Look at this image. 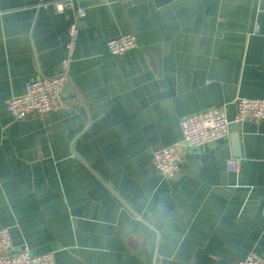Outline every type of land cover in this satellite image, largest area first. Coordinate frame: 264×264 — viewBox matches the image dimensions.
Returning a JSON list of instances; mask_svg holds the SVG:
<instances>
[{"label": "crops", "instance_id": "1", "mask_svg": "<svg viewBox=\"0 0 264 264\" xmlns=\"http://www.w3.org/2000/svg\"><path fill=\"white\" fill-rule=\"evenodd\" d=\"M54 1L0 0V228L12 250L55 264L264 258V120L237 123V147L229 132L186 147L180 126L213 108L234 123L235 98H264V0H75L64 12ZM74 22L64 107L12 119L8 100L58 73ZM124 34L135 47L111 54ZM170 145L172 180L152 163Z\"/></svg>", "mask_w": 264, "mask_h": 264}, {"label": "built area", "instance_id": "2", "mask_svg": "<svg viewBox=\"0 0 264 264\" xmlns=\"http://www.w3.org/2000/svg\"><path fill=\"white\" fill-rule=\"evenodd\" d=\"M132 3L134 0H123ZM75 0H57L52 4L58 12L74 7ZM46 7V4H41ZM76 17L85 16L84 7H76ZM77 25L72 23L68 30V42L65 55L59 64V71L55 76H41L26 84L25 92L8 100L6 111L14 120H21L29 116H41L57 113L64 107V91L71 84L69 68L72 62ZM136 39L131 34H124L111 39L106 46L114 55H121L133 49ZM234 116L232 122L244 121L260 122L264 120V98L237 97L232 102ZM231 121L227 119L224 109L213 108L189 116L180 123L182 144L195 148L220 140L228 135ZM181 157L177 145L160 147L152 152L154 169L165 179L176 178L180 171ZM239 162L230 158L226 163L228 172H237ZM0 264H55L53 252L32 254L28 246L23 245L17 251L12 250L10 233L7 228H0ZM235 264H264V258L250 253L242 261Z\"/></svg>", "mask_w": 264, "mask_h": 264}, {"label": "water", "instance_id": "3", "mask_svg": "<svg viewBox=\"0 0 264 264\" xmlns=\"http://www.w3.org/2000/svg\"><path fill=\"white\" fill-rule=\"evenodd\" d=\"M170 0H154L156 5H162ZM82 20L83 18H79ZM229 133L232 140V143L237 147L238 146V133H237V123H231L229 125Z\"/></svg>", "mask_w": 264, "mask_h": 264}]
</instances>
